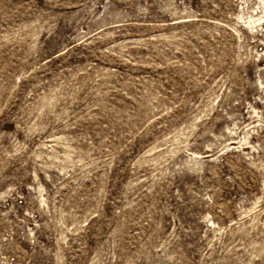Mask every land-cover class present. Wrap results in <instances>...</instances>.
Listing matches in <instances>:
<instances>
[{"label": "rangeland", "instance_id": "rangeland-1", "mask_svg": "<svg viewBox=\"0 0 264 264\" xmlns=\"http://www.w3.org/2000/svg\"><path fill=\"white\" fill-rule=\"evenodd\" d=\"M0 264H264V0H0Z\"/></svg>", "mask_w": 264, "mask_h": 264}]
</instances>
